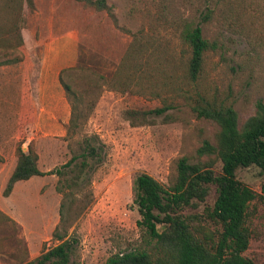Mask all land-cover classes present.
<instances>
[{"label": "rangeland", "instance_id": "obj_1", "mask_svg": "<svg viewBox=\"0 0 264 264\" xmlns=\"http://www.w3.org/2000/svg\"><path fill=\"white\" fill-rule=\"evenodd\" d=\"M106 2L110 11H97L84 0H34L33 9L25 0H0V61L17 59L0 66V164L7 158L11 166L20 145L24 151L33 147L45 172L70 160V105L61 70L81 66L69 82L84 97L85 110L95 104L76 139L98 135L107 156L92 177V203L69 219L70 233L79 240L77 264H105L116 253L152 247L137 223L133 183L146 173L170 186L180 158L197 162L202 143L215 142L218 125L198 119L194 104H232L242 127L264 101V0ZM8 4L16 8L22 45L10 32ZM184 24L199 25L216 45L205 54L196 81L188 75ZM73 42L74 60L54 66L57 52L69 51ZM51 87L62 96L58 108L47 101ZM165 106L170 109L164 115L149 116L144 125H132L126 115ZM237 177L258 194L248 209L252 236L244 255L264 264V175L253 167L240 169ZM57 182L55 175L34 177L8 198L0 184V264H26L58 244L52 238L62 202ZM215 199L214 191L186 211L197 215L205 233L216 229L208 216Z\"/></svg>", "mask_w": 264, "mask_h": 264}, {"label": "trees", "instance_id": "obj_2", "mask_svg": "<svg viewBox=\"0 0 264 264\" xmlns=\"http://www.w3.org/2000/svg\"><path fill=\"white\" fill-rule=\"evenodd\" d=\"M25 1L31 9L34 8V0ZM84 2L97 11H110L106 0ZM6 8L12 15L10 32L22 45L23 37L15 20L16 8L10 4L5 5V11ZM183 27L182 38L191 51L188 75L196 81L202 73L205 54L215 50L216 45L204 37L199 25L184 24ZM15 61L17 59L0 61V66L14 64ZM79 69L83 68L79 65L68 67L58 75L70 105V118L65 126L70 160L51 171L42 172L38 153L32 146L24 151L20 145L16 167L2 194L10 197L18 182L33 177L55 175L58 178L56 190L62 195L60 221L52 234L58 244L26 264H77L79 240L75 231L70 233L73 223L69 219L75 213L79 216L92 203V177L107 156L106 145L98 135L87 134L76 139L95 106L92 104L85 110L84 97L78 96L69 82L71 75ZM169 109L165 106L145 112L131 110L126 115L133 121L132 125L139 126L147 123L149 116L164 115ZM192 110L198 119L211 120L218 125L215 142L205 140L202 143L196 152L197 162H191L186 156L180 158L176 180L170 186L161 184L146 173L136 177L133 204L140 215L137 223L152 247L116 253L105 264H255L244 254L249 249L252 236L248 209L258 194L242 183L237 173L240 169L254 167L264 175V101H258L255 115L248 118L242 127H239V115L232 104L203 99L194 104ZM214 191L216 199L212 210H208V216L216 229L205 233L203 226L196 223L197 215H187L186 211L205 203ZM74 207L80 212H73ZM202 232L203 238L200 236Z\"/></svg>", "mask_w": 264, "mask_h": 264}, {"label": "crops", "instance_id": "obj_3", "mask_svg": "<svg viewBox=\"0 0 264 264\" xmlns=\"http://www.w3.org/2000/svg\"><path fill=\"white\" fill-rule=\"evenodd\" d=\"M73 47H74V42L71 44L69 51L65 50V48H64L63 51L61 50L59 53L57 52V58H56V61L54 62V66L59 65L60 63H64L68 60L69 61L74 60L75 54L73 51ZM54 90H56V88L55 89H53V87L49 88V91L47 94V101H50L53 104V106L55 105L58 108L59 104L62 103V96L60 97V95H58V91H54ZM43 101H44V99H43ZM5 159H6L5 162L0 164V184H3L2 185L3 187L6 185L7 181L9 180L10 176L12 175V173L16 167V164H17V157H15L14 155L11 157V166H10V163H8V159L7 158H5ZM41 171L45 172L43 170H41ZM21 182H23V181H21ZM21 182H18L16 184L15 190L18 187V184Z\"/></svg>", "mask_w": 264, "mask_h": 264}]
</instances>
